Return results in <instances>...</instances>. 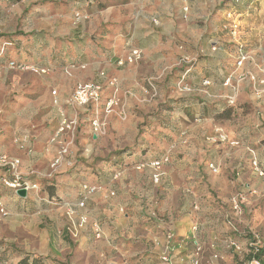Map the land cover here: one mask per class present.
Here are the masks:
<instances>
[{
  "label": "crops",
  "instance_id": "0c3cea01",
  "mask_svg": "<svg viewBox=\"0 0 264 264\" xmlns=\"http://www.w3.org/2000/svg\"><path fill=\"white\" fill-rule=\"evenodd\" d=\"M263 1L39 0L17 34L7 41L0 34V152L19 160L22 175L37 186L20 198L0 182V264H77L93 244L91 255L109 264H160L165 251L170 263L175 257L190 264L196 247L202 261L209 247L222 252L212 238L245 248L247 232L242 236L226 223L227 196L240 169L257 163L264 141V130H257L264 125V62L237 67L235 57L228 64L221 56L231 42L222 28L227 16L240 26L245 20L233 9ZM133 50L141 59L129 62ZM198 53L181 89L186 67H176V60ZM112 81L125 118L110 115L106 134L94 135L93 106L69 99L76 85L98 83L102 108ZM245 107L255 111L252 120L241 117ZM221 114L237 126H212ZM63 119L78 125L50 143ZM215 130L226 137L217 140V151L209 143ZM210 151L217 156L210 158ZM155 161L158 168L150 166ZM9 177L0 169V181ZM84 185L99 189L88 195ZM68 210L76 222L87 218L76 241L67 232ZM97 232L105 243H93ZM136 233L142 235L137 243ZM226 241L230 251L218 256L223 264L230 255L236 264L251 258Z\"/></svg>",
  "mask_w": 264,
  "mask_h": 264
},
{
  "label": "rangeland",
  "instance_id": "374dc122",
  "mask_svg": "<svg viewBox=\"0 0 264 264\" xmlns=\"http://www.w3.org/2000/svg\"><path fill=\"white\" fill-rule=\"evenodd\" d=\"M39 0H0V34L4 37L5 41L10 39V36L17 34L18 28L23 22V17L27 16L28 9L31 10V5L38 2ZM247 2L245 0L242 3ZM240 3V4H242ZM236 4V5H240ZM258 3H256L257 5ZM26 5L30 6L26 8ZM254 5L253 2L248 3L247 5H243L240 9V7L235 8L236 13L243 14L245 15V20H243V23L241 22V26L239 25V30L237 33V37L235 39H232L228 33H226V30L222 28V31L224 34L228 37L230 40L231 47H228L226 50V53H223L224 55L221 56L222 59L225 58L226 62L228 64H233L234 65V59L236 57V54H233V51L235 52L236 45L240 44L243 46L245 52L247 53L248 59L246 61H252L255 64H258L260 62H264V1L261 4H258L257 7ZM36 8L37 5H34ZM244 11V12H243ZM40 12V11H39ZM243 18V17H242ZM227 22V21H226ZM225 22V23H226ZM239 24V23H238ZM227 44V43H226ZM199 55L201 53H198V56H190L187 54H184L182 56H189L193 58L194 64L193 66L198 62ZM179 56L178 59L176 60L175 66L176 67H181L178 65L179 59L182 57ZM27 71V70H25ZM29 71V70H28ZM252 90V89H251ZM249 92L250 90H247L246 93L244 92L243 95H247L246 99L249 98ZM213 92H210L212 95ZM215 93V92H214ZM254 93V92H252ZM216 94V93H215ZM264 95V93L262 92ZM214 95V94H213ZM229 93L227 94V102L228 105H233L234 103V96H230L229 98ZM217 98V97H216ZM221 99V98H220ZM219 99V100H220ZM216 100V99H215ZM232 100V103H229ZM245 111L242 113L241 117H246L252 120L254 110H252L250 107H245ZM230 115H215L214 116V122L212 123V126L215 125V128L224 130L225 128L227 129H234V127L237 126V120H233L232 117L229 118ZM211 126V127H212ZM219 126V127H217ZM213 128V130L215 129ZM257 130L261 132L264 130V125H260L257 127ZM211 132V136L209 138V143L212 148H214V145L218 143V141L214 140L217 138V133L216 130ZM258 138L259 135L257 134ZM257 152L255 153V157L257 158V163H258V169L261 172V175L259 173H253V166L250 164L249 166H244L240 169V172L238 173V182L237 185L234 186L233 190H231L227 196V198H231L235 194H241L244 197V201H242L241 204V210H242V216L237 220L236 223V228L237 231L240 235L245 236L246 232L248 229L254 230L259 237L261 238L262 243H264V141L259 142ZM213 150V149H211ZM214 151H217L216 148H214ZM209 155L211 156L210 158L213 159V157L216 155L214 152L210 151ZM217 156V155H216ZM221 156V155H220ZM258 158L261 159L262 161V167L259 165ZM253 162V161H252ZM250 163V162H249ZM212 173V172H211ZM252 173V174H251ZM214 174V173H213ZM232 174V172H231ZM261 178V179H259ZM239 184V185H238ZM248 184V185H247ZM247 185V186H246ZM68 217V216H67ZM87 220V218H86ZM74 222H76L74 220ZM86 223V222H85ZM69 224H70V219H69ZM85 225V224H84ZM83 225V226H84ZM83 228V227H82ZM80 228L78 230V236L77 238L70 237L73 241H76L80 237ZM237 233V234H238ZM140 233H136V236L134 240L135 243H137L138 238L142 235ZM139 236V237H137ZM140 239V238H139ZM143 240V239H142ZM227 240V239H226ZM225 239H221L220 241H217L216 239L212 238L208 240V242H213V243H220L222 244V252L217 251L216 248H211L209 247L207 250L204 251L203 253V258L202 261L200 260L199 264H223L222 260L219 258L211 261L210 258L213 255H217L219 257H222L224 250L228 251L229 249H225ZM99 241L102 243H105L102 237L95 239L94 237V242ZM141 241V240H140ZM240 241V240H239ZM94 244L90 247H88L84 252H81V254L78 256L77 259V264H109L108 258L105 259L103 257H95L91 255V252H94L95 249L93 250L92 248ZM162 251V249H161ZM230 251V250H229ZM171 254L174 255L173 252ZM229 253H226L227 255ZM230 255V254H229ZM166 256V251L164 254L161 256L164 257ZM174 257V256H173ZM179 258V255L178 257ZM153 260H156L155 257H153ZM172 260H174L173 264H185V261L178 262L176 263L175 260L176 258L174 257ZM158 261L161 264H172L170 263V260L168 263L163 262L160 257L158 256ZM158 263V262H157ZM226 264V263H225ZM227 264H236L234 259L230 255L229 262Z\"/></svg>",
  "mask_w": 264,
  "mask_h": 264
},
{
  "label": "built area",
  "instance_id": "2783aa9c",
  "mask_svg": "<svg viewBox=\"0 0 264 264\" xmlns=\"http://www.w3.org/2000/svg\"><path fill=\"white\" fill-rule=\"evenodd\" d=\"M245 0H233L235 4H240L244 2ZM188 9L184 8L183 13H185L184 18H186V13ZM228 21L224 24L223 29L226 30V33L232 38L235 39L237 37V33L239 30V24L232 20L229 16H227ZM236 54V66L241 67L243 63L248 59L247 53L245 52L243 46L240 44L236 45L235 49ZM141 59V53L138 50H133L131 52L130 57L127 59L129 62L138 61ZM194 59L189 56H182L179 61L178 65L181 67H186V70L184 72V76L180 79L178 86L180 87L185 76L191 71ZM10 67L17 68L19 70L28 69L24 66H16L14 63H10ZM34 72H38L35 69H31ZM227 83V81H226ZM225 83V84H226ZM228 84V83H227ZM110 86L114 88V82H110ZM181 89H185L181 86ZM103 86L98 83H82L75 86L70 99L69 103L78 106V107H86V106H93V118L90 122V127L94 135L104 136L106 134L107 129V119L110 115L116 114L121 119L125 118V112L122 107L121 101L118 97V90L114 88L113 94L106 100V102L103 104L102 108H100V103L102 100V94H103ZM232 103V100L229 102ZM76 120H67L63 119L60 122L59 127L54 132L52 137L50 138V143H57L58 139L61 137L62 134H64L66 131H73L77 127ZM217 138L214 140H219L220 142H224L226 140V137L219 131H216ZM66 150L62 149L60 151V155L65 153ZM58 163V160L56 159L53 164L51 165V169L54 170L56 165ZM150 166L154 168H158L160 166L159 161L152 162ZM252 166L254 169L261 175V172L258 170V165L255 161L252 162ZM143 167V164L137 166V169H140ZM0 169L6 170L9 172L10 177L9 178H2L1 183L12 190H18V189H24L26 192L37 190V186L33 183H30L25 177L22 175L19 169V160L13 159L8 157L7 155L0 152ZM209 169L212 173L217 172V168L213 167L212 165L209 166ZM83 191L91 195L98 191V186H86L84 185L82 187ZM242 201H244V197L241 194H235L230 198V212L226 216V223L229 227V229L233 232L237 231L236 223L237 220L242 216V210H241V204ZM79 208L83 207V203H80L78 205ZM67 216L70 219V224L67 228L68 235L73 238H77L78 236V230L83 227V225L86 222V218L81 217L79 221L74 222L73 216L74 211L68 210ZM99 232L96 233V237L99 238ZM247 240L245 248H243L237 241L234 239H228L226 241V245L228 248L233 249L239 254H246L250 255V259L244 261L243 264H260V261L256 258L258 254H261V250L264 247V243H262L261 238L259 235L252 229L247 230ZM173 237L172 234L167 235V239L170 240ZM202 254V249L200 247H196L194 252L190 255V264H199L200 262V255ZM213 259H218L217 255L213 256ZM163 262L168 263L169 257L164 256L161 258Z\"/></svg>",
  "mask_w": 264,
  "mask_h": 264
},
{
  "label": "trees",
  "instance_id": "16d2710c",
  "mask_svg": "<svg viewBox=\"0 0 264 264\" xmlns=\"http://www.w3.org/2000/svg\"><path fill=\"white\" fill-rule=\"evenodd\" d=\"M256 258L260 261V264H264V247L261 250V254H258ZM250 259V258H249ZM19 264H28L26 260H22Z\"/></svg>",
  "mask_w": 264,
  "mask_h": 264
},
{
  "label": "water",
  "instance_id": "95a60500",
  "mask_svg": "<svg viewBox=\"0 0 264 264\" xmlns=\"http://www.w3.org/2000/svg\"><path fill=\"white\" fill-rule=\"evenodd\" d=\"M16 195L20 198H26L27 192L24 189H18L16 190Z\"/></svg>",
  "mask_w": 264,
  "mask_h": 264
}]
</instances>
